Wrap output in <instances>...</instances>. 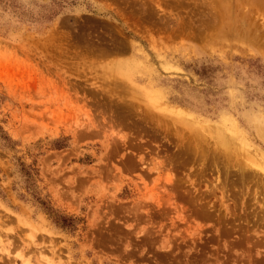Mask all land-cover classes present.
Masks as SVG:
<instances>
[{"label": "rangeland", "instance_id": "374dc122", "mask_svg": "<svg viewBox=\"0 0 264 264\" xmlns=\"http://www.w3.org/2000/svg\"><path fill=\"white\" fill-rule=\"evenodd\" d=\"M0 264H264V0H0Z\"/></svg>", "mask_w": 264, "mask_h": 264}, {"label": "bare ground", "instance_id": "6f19581e", "mask_svg": "<svg viewBox=\"0 0 264 264\" xmlns=\"http://www.w3.org/2000/svg\"><path fill=\"white\" fill-rule=\"evenodd\" d=\"M262 3V2H261ZM233 25V24H232ZM237 30V29H236ZM254 32V31H253ZM225 36H227V34L225 33V32H223V33H221L220 34V36L219 37H221V38H223V37H225ZM260 38V37H259ZM261 40V39H260ZM225 138V137H224ZM225 140V139H224Z\"/></svg>", "mask_w": 264, "mask_h": 264}]
</instances>
